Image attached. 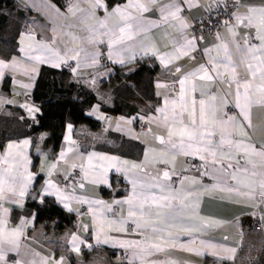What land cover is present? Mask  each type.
Here are the masks:
<instances>
[{
    "label": "snow or ice",
    "instance_id": "1",
    "mask_svg": "<svg viewBox=\"0 0 264 264\" xmlns=\"http://www.w3.org/2000/svg\"><path fill=\"white\" fill-rule=\"evenodd\" d=\"M80 2L81 0H75L69 6L68 12L72 16L81 13L77 18L84 26L81 29L84 35L76 36L70 32L68 35L72 42L91 45L92 51L84 47L66 48L61 55L48 43L36 41L31 31L24 32L20 34L18 41L24 60L19 57L8 60L0 58V79H3L5 69L16 71L25 62H31L30 68H23L26 75L29 71L35 73L36 64L47 63L52 67H59L75 61L72 68L74 73L82 67H93L99 63L101 57L99 45L105 43L108 48L107 59L123 64V53H131L129 59L135 58L133 45L127 41L141 35L147 37L153 28L167 26L178 33L169 41L173 51L160 53L154 42L136 43V47L145 55L150 52L158 58L166 69L165 75L174 77L169 83L157 81L155 86L166 90L165 93H157L161 97L162 106L158 105L153 109L158 116L147 118L149 124L162 127L166 135L153 137L162 147L150 148L149 151L158 152V155H154L151 160L145 156L143 161L136 163L96 152L85 157L78 148L72 147L75 141L71 138V125H68V148L66 152L60 153V160H65L67 153L71 152H75V158L81 161L86 159L87 166L81 163L79 168L91 184H108L107 174L110 169L115 168L124 175L130 189L126 190L127 195L123 200L114 201L119 206L116 209L118 219L105 215V212H113V204L77 196L75 189L69 193L50 180L41 189L40 202H44L43 196H55L65 209L77 213L78 210L71 207L72 201L88 204L97 244L111 243L113 247L130 249L129 264H136L137 261L139 264H176L174 260H155L151 257L166 252L169 248H176L181 233L190 238L188 244L179 245L182 250L194 252L198 256L210 255L217 264L234 261L236 247L214 243L193 234L205 237L214 227L223 225V221L200 214L199 196L202 192L235 195L245 199L247 206L252 208L264 206V143L257 144L247 131L253 129V108H264V2L252 4L242 3V0H205L203 7L206 11L223 8L225 11L231 9V12L229 19L218 22L227 35L216 31L217 43L202 50L198 49L197 42L204 40V30L194 28L188 18L182 15L185 5L188 10L201 7L199 0H127L126 4L116 5L111 10L103 0H83L89 5L88 9L80 8ZM97 9L106 13L104 18L96 17ZM153 10L158 12L159 19H146L144 14ZM55 11L58 17L65 18V14L59 9ZM93 20L96 21L95 24L90 23ZM198 23L203 24L204 21ZM241 27L246 30L244 34L239 31ZM189 29L192 31L189 32ZM56 31L54 28L52 43H55ZM168 36L167 32L162 34L163 38ZM103 37H107V41ZM197 51H201L206 57L205 62L195 67L176 63L184 57L195 60L192 53ZM91 83L94 84L95 80ZM213 87L217 89L216 92L211 91ZM197 92L199 99L195 95ZM167 93L174 95L170 97ZM230 103L232 108L238 110L231 115L226 111ZM21 106L33 114V119L34 114L39 111L27 104ZM125 122L131 123V119ZM117 127L119 130V126ZM151 132L152 128L149 127L148 133ZM237 136L241 138L237 139ZM216 137L218 139H214ZM30 143L28 139L23 140L22 145L9 142L6 154L0 155V264H5L6 252H16L19 255L21 237L28 223L21 219L19 227L9 229V209L4 208L2 202L7 201L21 208L24 205V199L34 179L33 173L28 169L30 160L24 151ZM178 156L198 158L202 163L196 170L201 176H209L215 183L203 185L200 179L181 175L176 171L175 165ZM94 160L97 163L94 164ZM5 164L7 167H4ZM157 164L170 165V168L149 171L148 165ZM56 166L50 165L49 175ZM72 167L76 168L77 165L73 164ZM181 171L188 169L182 168ZM174 176L179 177L178 181L173 182ZM79 187L83 189L84 183L81 182ZM236 202L239 203L240 200ZM125 205L126 216L123 215ZM249 214L258 215L256 212ZM259 219L264 227V214H259ZM129 222L134 225L131 232L127 227ZM84 228L87 231L86 225ZM110 232L136 235L141 239L113 237L108 235ZM223 239L227 240L228 237ZM68 240L71 244L70 251L77 254L81 251L80 245L86 243L77 235L69 236ZM87 247L91 249L93 245L87 244ZM50 261L51 264H65L64 257L54 259L44 256H41L39 264H49ZM12 264L23 262L14 260ZM29 264H37V261L31 260Z\"/></svg>",
    "mask_w": 264,
    "mask_h": 264
},
{
    "label": "crops",
    "instance_id": "2",
    "mask_svg": "<svg viewBox=\"0 0 264 264\" xmlns=\"http://www.w3.org/2000/svg\"><path fill=\"white\" fill-rule=\"evenodd\" d=\"M103 2L111 10L116 5L126 4L127 0H115L113 2L103 0ZM199 2L201 7H192L191 10H188V6L185 5V11L182 13L191 24L195 18L203 13L205 0H199ZM261 2L264 0H242V3L260 4ZM74 3L75 0H0V18L4 16L3 22H0V58L8 60L11 57H19L23 61L24 54L19 51L18 41L21 38L20 34L28 31L35 35L36 41L48 43L61 55L66 48L84 47L92 51L91 45L82 44L79 41L72 42L68 35L69 32L76 36L84 35L81 32L84 26L80 24L77 18L81 13L78 12L77 16H72L68 12L69 6ZM79 7L88 9L89 5L81 0ZM55 9L64 13L65 18L58 17ZM105 15L103 10H96V17L104 18ZM144 17L150 20H158L159 14L153 10L145 13ZM95 22L93 20L90 23L95 24ZM68 25H73V27L69 28ZM54 28L57 31L55 43H52ZM191 31L189 29V32ZM239 31L244 34L246 30L241 27ZM164 32L169 34L167 38L162 37ZM221 34L227 35L224 28ZM177 35L178 33L174 29L162 26L161 28H153L147 37L141 35L134 40L127 41L128 44L133 45L135 58L129 59L131 53L125 52L123 53L125 60L123 64L107 59L108 48L107 43H105L99 45L101 52L99 63L93 67H82L75 73L72 71L75 61H69L68 64H61L59 67H52L47 63L36 64L35 73L29 71L27 75L24 74L23 68H30L31 62L22 63L16 71L5 69L3 79H0V155L6 154L9 142H17L22 145L23 140H30V145L24 151L30 160L28 169L34 175L22 208L7 201L2 202L3 207L9 209L7 225L9 229L19 227L21 219L28 221L21 237L19 255L16 252H6L5 264H12L14 260H21L23 264H29L31 260H36L39 264L41 256L54 259L64 257L65 264H129V260H124L123 255L127 254L130 259V249L113 247L111 243L97 244L96 230L88 204H78L72 201L71 207L77 209L78 214L77 211L69 212L65 209L55 196H43V203L40 202L39 197L42 195L41 189L50 180L69 193L75 189L77 196L100 199L107 204H113V212H105V215L111 219L119 218L116 215V209L119 206L115 205L114 201L123 200L127 195L126 190L130 189V185L124 175L117 172L115 168L110 169L107 174L108 184H91L85 179L83 173L79 177H74L67 188L61 186L63 180L72 174L73 164L79 167L81 163H84L87 166V160L81 161L75 158V152L67 153V158L60 160V153L66 152L68 148V125H71V138L75 141L72 147L78 148L85 157L91 152H96L100 155L116 156L139 163L145 159V156L151 160L154 155H158V152L149 151L150 148L159 149L162 147L159 141L153 137L154 135H166V132L154 123L149 124L147 118L158 116L159 114L153 109L158 105L162 106L161 97L157 93H165L166 90L157 88L155 86L157 81L169 83L174 77L165 75L166 69L160 64L158 58L152 56L150 52L145 55L136 47V43L137 41H143L145 44L154 42L159 52L164 53L173 51L169 41ZM103 39L107 41V37H103ZM197 43L198 49L202 50L206 46L217 43V41L215 37L204 36V40ZM192 55L196 57L195 60L184 57L176 63L195 67L206 60L201 51L194 52ZM103 56L106 57L104 64L101 62ZM52 58L55 59V57ZM43 66L60 72L57 79L62 87H68L72 83L81 85L85 92L94 94L98 100V103L94 104L87 112L89 117L98 122V128H92L86 122L77 123L67 118L63 138L56 152H53L52 146L45 144L50 135L49 131L38 134H31L28 131L27 127L33 115L21 106L27 104L33 107L29 104V97H31L40 69ZM93 80H95L94 84L91 83ZM197 83L202 84L203 82L197 81ZM211 91L216 92L217 89L213 87ZM167 94L170 97L174 95V93ZM195 95L197 99L200 98L199 92ZM116 98L135 105L138 109L137 113L130 116L111 115L101 110L102 104L112 106ZM226 111L231 115L238 110L232 108L230 103ZM252 112L253 129L247 131L257 144L264 143V108L257 106L253 108ZM129 119H131V123H126L125 121ZM185 119L187 120V116ZM117 126H119V130ZM149 127L152 128L151 133H148ZM236 138L240 139L241 137L237 136ZM214 139H218V137ZM35 159H37L36 165ZM93 163L95 164L97 161L94 160ZM201 163L198 158L194 157L178 156L175 159L177 172L180 173L182 168H186L188 171H183L188 173L186 176L200 179L203 185H212L215 181L209 176H201L200 172H192L193 165L200 166ZM51 164L57 166L55 169H51V175H49ZM4 167H7V164ZM147 167L149 171H155L156 168H170V165L157 164ZM81 182L84 183L83 189L79 187ZM185 183L187 184V181ZM33 197H37V199H33ZM45 199L54 200L64 212L66 219L55 218L52 221L39 222L37 210L28 204L35 202L37 205L44 206ZM199 199L198 210L200 214L223 221V225L218 228L214 227L205 237H199L198 234L193 235L211 240L214 243L237 248L234 261H223L219 264H264V231L261 233L253 231L248 219V214L255 208L247 206V201L243 198L235 195L227 196L220 192H202ZM237 200L240 202H236ZM123 215H127L126 205ZM58 225L61 227L58 228ZM85 225L87 231H85ZM127 227L131 232L134 225L129 222ZM71 235H77L86 242L80 245L79 254L70 251L71 244L68 237ZM108 235L122 239H141L136 235L118 232H110ZM225 236L228 237L227 240L223 239ZM189 239V236L181 233L176 248H169L166 252L157 253L151 259L174 260L176 264H217L215 258L210 255L198 256L194 252L182 250L179 245L188 244ZM87 244H91L93 247L89 249ZM35 253L40 255L37 256ZM136 264L139 262L137 261Z\"/></svg>",
    "mask_w": 264,
    "mask_h": 264
},
{
    "label": "trees",
    "instance_id": "3",
    "mask_svg": "<svg viewBox=\"0 0 264 264\" xmlns=\"http://www.w3.org/2000/svg\"><path fill=\"white\" fill-rule=\"evenodd\" d=\"M113 1L115 0H109V2ZM2 20H4V16L0 18V22H3ZM59 73L58 70L47 66L40 69L36 85L31 93V99L35 103L33 108L39 109V111L34 114V119L32 116L27 127L31 134L49 131L50 135L45 144L52 146L53 152L59 148L67 118L77 123L86 122L92 128H98V122L87 115L92 106L98 103L96 96L90 92H85L81 85L75 83L68 87H62L57 79ZM75 96L79 97L80 100H73ZM101 110L111 115L126 116L133 115L138 111L135 105L119 98L114 100L112 106L102 104ZM36 162L37 159H35V165ZM28 205L37 210L39 222L52 221L55 218L66 219L64 212L52 199H45L44 206L37 205L35 202H29ZM57 227L60 228L61 225Z\"/></svg>",
    "mask_w": 264,
    "mask_h": 264
},
{
    "label": "built area",
    "instance_id": "4",
    "mask_svg": "<svg viewBox=\"0 0 264 264\" xmlns=\"http://www.w3.org/2000/svg\"><path fill=\"white\" fill-rule=\"evenodd\" d=\"M230 12H231V9H229L228 11H225L223 8H219V9L213 8L211 10V12H209V11H206L204 8L203 13L192 21V25L194 26V28H202L204 30V32H203L204 36L215 37L216 31H219L221 33L222 29H223L222 27H219L218 22L221 20H224V19H229L230 18ZM198 21H204V23L200 24V23H198ZM197 35H199V33H197ZM101 62H102V64L106 63V57L103 56ZM29 102L32 105H35V103L31 99V97H29ZM198 167H199V165H197V164L193 165L192 172H198L196 170ZM82 174H83V172L80 170L79 167L74 168L72 171V174L63 180L61 186L63 188H67L71 184L72 179L74 177H79ZM180 174L181 175H187L188 173L180 172ZM178 179H179L178 176H174L173 182L178 181ZM252 212H256L258 215L253 216V215L248 214L250 227L253 231L261 233L262 231H264V227L261 226L259 214H264V206H261L260 208H255L250 213H252ZM123 259L128 261L129 260L128 255L124 254Z\"/></svg>",
    "mask_w": 264,
    "mask_h": 264
},
{
    "label": "rangeland",
    "instance_id": "5",
    "mask_svg": "<svg viewBox=\"0 0 264 264\" xmlns=\"http://www.w3.org/2000/svg\"><path fill=\"white\" fill-rule=\"evenodd\" d=\"M73 100H75V101H79V100H80V98H79V97H77V96H75V97L73 98Z\"/></svg>",
    "mask_w": 264,
    "mask_h": 264
}]
</instances>
